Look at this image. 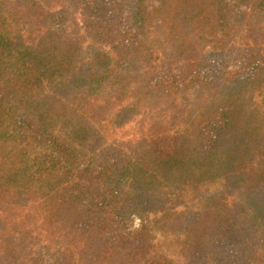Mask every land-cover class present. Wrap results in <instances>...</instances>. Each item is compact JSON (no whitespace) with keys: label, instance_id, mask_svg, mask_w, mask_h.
I'll use <instances>...</instances> for the list:
<instances>
[{"label":"trees","instance_id":"obj_1","mask_svg":"<svg viewBox=\"0 0 264 264\" xmlns=\"http://www.w3.org/2000/svg\"><path fill=\"white\" fill-rule=\"evenodd\" d=\"M232 1L0 0V264H264V0Z\"/></svg>","mask_w":264,"mask_h":264},{"label":"rangeland","instance_id":"obj_2","mask_svg":"<svg viewBox=\"0 0 264 264\" xmlns=\"http://www.w3.org/2000/svg\"><path fill=\"white\" fill-rule=\"evenodd\" d=\"M235 4V0L232 1V5ZM235 65L233 62L228 64V66ZM232 67V66H231ZM189 99H192L193 95L190 94ZM232 179H221L220 182L218 183H207L205 182L204 184L200 185V190L199 192H204L208 195L209 194H215L222 196L226 201L231 202V201H238V193L236 192L235 188L232 186ZM176 189L172 190V193H175ZM186 192L182 191L178 193V195L175 198H171L165 201V210L168 211V209L174 210L176 212H179L182 209H190L191 207L194 206V200H188L186 197ZM261 204H257V207L254 208V214H255V219L260 220V215L264 213V209L259 208ZM160 214V211H159ZM155 216V215H154ZM152 219L148 220L147 222L150 223ZM135 226H138V221H135ZM159 231V232H158ZM157 235L159 238H163L161 230L159 228H156L154 231V236ZM193 264V263H192Z\"/></svg>","mask_w":264,"mask_h":264}]
</instances>
